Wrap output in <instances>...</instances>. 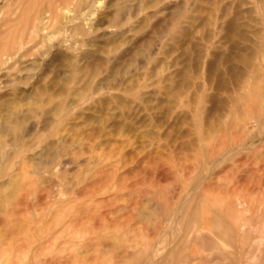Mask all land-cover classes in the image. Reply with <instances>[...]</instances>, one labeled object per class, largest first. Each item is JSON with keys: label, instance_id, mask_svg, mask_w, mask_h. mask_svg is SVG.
Wrapping results in <instances>:
<instances>
[{"label": "rangeland", "instance_id": "1", "mask_svg": "<svg viewBox=\"0 0 264 264\" xmlns=\"http://www.w3.org/2000/svg\"><path fill=\"white\" fill-rule=\"evenodd\" d=\"M17 1L0 264H264V0Z\"/></svg>", "mask_w": 264, "mask_h": 264}, {"label": "bare ground", "instance_id": "2", "mask_svg": "<svg viewBox=\"0 0 264 264\" xmlns=\"http://www.w3.org/2000/svg\"><path fill=\"white\" fill-rule=\"evenodd\" d=\"M73 2L75 1V0H72ZM83 1V0H82ZM10 3H11V1H9ZM17 2H19V4H20V1L18 0ZM15 3L13 6L14 7H16L17 5H18V3ZM80 2H81V0H80ZM56 6H55V8L53 9V10H46L45 12H43V13H41V14H38V15H40V16H38V20H37V18H36V21H38L37 23H35V22H33L34 24L29 28V29H26L27 28V26H28V24H27V22H26V24H27V26H26V28H24L25 30L24 31H22V32H24L23 34L22 33H20V34H22V35H20L19 37L21 38H19L18 40H22V38H23V40L22 41H19V44H20V42H22L21 43V49H23L24 47H25V45H28L29 43H31V42H33L34 41V38L35 37H37V36H39L42 32H45V30H46V26H49V23L51 24V23H53V24H55V23H57L56 21H57V19H58V17H60V13L62 12V11H66V10H64L65 8H66V6L65 5H72V3L71 2H69L68 1V3H67V1H64V0H57L56 1ZM84 3L86 4V2L84 1ZM12 4V3H11ZM8 5H9V3H8ZM7 5V6H8ZM16 5V6H15ZM48 5H50V4H48ZM75 5V4H74ZM11 6V5H10ZM22 6V4L20 5V7ZM47 6V5H46ZM77 6H78V4H77ZM76 6V7H77ZM18 7V6H17ZM82 7V6H81ZM80 7V8H81ZM49 9V8H48ZM76 9L77 8H75V11H76ZM82 10V9H81ZM13 11H16V10H13ZM68 11V10H67ZM18 12H20V9H19V11ZM18 12H16V13H13L12 14V17L9 19V20H7V23L6 24H8V23H11V22H14L15 20H18V19H20V18H22V17H20L19 18V16H18ZM70 12V11H69ZM85 12V11H84ZM35 13H37V12H35ZM78 13V12H77ZM20 14V13H19ZM25 14V13H24ZM86 14V13H85ZM27 15V14H26ZM26 15H24V16H26ZM18 16V17H17ZM21 16V15H20ZM22 16H23V14H22ZM30 16V15H29ZM34 16H36L35 14L33 15V17ZM83 15L81 14V17H82ZM131 16V15H130ZM17 17V18H16ZM32 17V18H33ZM37 17V16H36ZM26 18H28L27 16H26ZM30 18V17H29ZM35 18V17H34ZM75 18V17H74ZM77 19V18H76ZM22 20H23V18H22ZM29 20V19H28ZM47 20V21H46ZM72 21L74 20V19H71ZM80 20H82V19H80ZM46 21V22H45ZM70 21V20H69ZM69 21H67L68 23L67 24H69ZM77 21H78V19H77ZM20 23H22V21L20 22ZM19 23V24H20ZM30 23V22H29ZM61 23V22H60ZM66 24V25H67ZM72 24V23H71ZM52 25V24H51ZM65 25V26H66ZM75 25V24H74ZM6 26H8V25H6ZM5 26V24H4V29H6L7 27ZM11 25H9V27H10ZM70 26V25H69ZM1 27V26H0ZM6 27V28H5ZM8 27V28H9ZM13 27H14V25H13ZM71 27V26H70ZM15 28V27H14ZM23 28V27H22ZM66 28V27H65ZM69 28V27H68ZM122 28V27H121ZM2 30V29H1ZM11 30H13V29H11ZM18 30V29H17ZM16 30V31H17ZM66 30V29H65ZM64 30V31H65ZM230 30V29H229ZM3 31V30H2ZM69 31V30H68ZM11 32V31H10ZM21 32V31H20ZM2 34H0V36H1ZM23 36V37H22ZM3 37V36H2ZM6 38V37H5ZM14 38V37H13ZM24 38L26 39L25 41H27V43H24ZM44 38V37H43ZM10 39V38H9ZM16 39V38H15ZM16 42V41H15ZM14 42V45L15 46H17L18 45V41L15 43ZM12 44V43H11ZM17 44V45H16ZM42 44V43H41ZM12 47H14L13 46V44L11 45ZM38 46V45H37ZM12 47H11V49L9 50L10 52H13V50H12ZM32 47V46H31ZM36 47V46H35ZM39 47V46H38ZM37 47V48H38ZM2 48V47H1ZM0 48V49H1ZM10 48V47H9ZM15 48V47H14ZM17 48V47H16ZM20 48H17V51H18V49H20ZM33 48H34V46H33ZM25 49V48H24ZM47 49V48H46ZM2 50V49H1ZM5 50V49H4ZM7 50H8V48H7ZM12 50V51H11ZM34 50V49H33ZM32 50V51H33ZM16 51V49H15V52H17ZM30 51V50H29ZM35 51V50H34ZM36 51H37V49H36ZM15 52H13V53H15ZM31 52V51H30ZM46 52V51H45ZM49 52H50V50H49ZM49 52H47V53H49ZM28 53V52H27ZM43 53V52H42ZM46 53V54H47ZM7 54H8V52H7ZM12 54V53H11ZM44 54V53H43ZM3 55H4V53H3ZM30 55V54H29ZM10 56V55H9ZM4 57H7V56H3V58ZM0 58H2V56L0 55ZM2 58V59H3ZM9 58V57H8ZM5 59V58H4ZM7 59V58H6ZM10 59V58H9ZM8 60V59H7ZM6 63V62H5ZM223 83V82H222ZM225 83V82H224ZM193 195V194H192ZM190 198V197H189Z\"/></svg>", "mask_w": 264, "mask_h": 264}]
</instances>
